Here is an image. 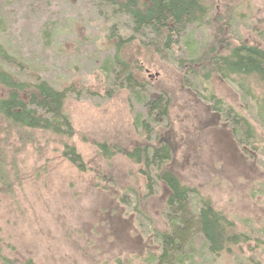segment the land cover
<instances>
[{
	"label": "rangeland",
	"instance_id": "374dc122",
	"mask_svg": "<svg viewBox=\"0 0 264 264\" xmlns=\"http://www.w3.org/2000/svg\"><path fill=\"white\" fill-rule=\"evenodd\" d=\"M226 1L205 0L212 7L214 25L209 21L210 26L188 29L169 61L165 55L154 60V68L145 72L153 87H174L178 77L192 81L178 63L209 51L214 33L223 26L225 37L234 33L246 41H252L248 35L252 26L264 32L262 0L253 1L250 7H235V12L229 7L236 2ZM107 25L89 0H0V45L8 55L33 59L40 75L53 87L73 88L65 109L75 129L71 139H41L39 133L35 144L31 139L24 146L12 140L7 145L0 141V154L6 151L9 158L6 176L21 178L12 187L11 202L0 203L1 255L10 259L13 253L29 255L35 264H142L138 258L156 253L159 237L169 233L168 191L153 169L148 173L149 182L141 174L144 166L119 152L106 161L96 145L106 143L121 151L141 144L154 146L164 140L171 125L173 143L177 137L185 143L167 167L193 191L190 212L196 215L204 200L249 238L240 252L233 248L214 258L193 230L182 246V264H264V131L256 124L251 102L240 98L230 82L215 77L194 80L190 85L193 93L178 91L180 105L158 123L127 91L108 87L101 69L113 55L108 48L112 42L107 40ZM108 92L110 98H106ZM210 93L256 124L253 149L238 148L240 138L229 132L230 127L225 129L229 133L222 128L223 120L210 108ZM197 99L201 102L195 106ZM61 144L74 147L86 173L62 158ZM14 145L21 152L13 158L8 150ZM13 159L15 165L10 164ZM109 166L115 168L106 169L110 172L103 174L104 181L97 186L95 170ZM14 168L20 177L11 171ZM111 177L118 186L110 183ZM111 221L115 226H127L126 235L119 227L121 238L115 239L116 228L109 230Z\"/></svg>",
	"mask_w": 264,
	"mask_h": 264
},
{
	"label": "trees",
	"instance_id": "16d2710c",
	"mask_svg": "<svg viewBox=\"0 0 264 264\" xmlns=\"http://www.w3.org/2000/svg\"><path fill=\"white\" fill-rule=\"evenodd\" d=\"M253 1L255 0H229L236 2L230 3L236 5L229 8L235 12V7H250ZM262 1L264 4V0ZM89 4L108 24L107 40L112 42L108 48L113 55L102 63L101 69L108 79L110 90L127 91L147 110V116L159 123L173 115L172 111L180 105L178 91L183 89L193 93L195 89L190 85L194 80L210 81L215 77L223 82H230L240 92V98L251 102L256 124L264 131V32L259 27L252 26L248 34L252 41H246L242 36L236 37L234 33L225 37V26L221 30L217 29L209 51L203 50L200 56L183 59L178 63V68L184 70L192 81L178 77L174 87L164 88L158 84L155 88V85L147 81L145 72L149 73V69L154 68L155 59L165 55L167 58L164 56V59L169 61L168 58L177 53V46L188 29L210 26L209 21L214 25L210 13L212 7L205 0H89ZM227 5L229 6L228 3ZM5 50L0 45V136L7 139L6 142L0 139L1 143L7 145V141L12 140L24 146L31 139L35 144L36 134L39 133L41 139L47 136L59 139L73 138L75 129L65 109L69 96L74 92L73 88L53 87L40 75V67L33 65V59L28 56L23 59L21 54L8 55ZM212 94L210 93L208 102L213 114L230 127L234 137L240 138V148L253 149V144L257 142L256 124L236 113ZM109 95L110 92L106 98H110ZM200 102L201 100L197 99L193 103L197 106ZM175 116L177 117L178 113H175ZM146 125L144 124L145 127ZM173 132V126L170 125L164 140H158L154 146L141 144L129 147L130 149L122 148L121 151L118 147H111L106 143L96 145L106 161L119 152L134 164L144 166L141 174L149 182L151 178L148 173L153 169L161 186L168 191L165 208L171 221L169 233L159 237L156 253H145L138 259L142 264H182V246L193 230L197 231L198 238L204 242L211 257L220 258L233 248L240 252L242 246L249 243V238L238 233L235 224L225 215L204 200L200 201L196 215L190 212L188 202L193 191L181 183L172 167H167L172 162L173 155L177 153ZM61 146L62 158L73 164L81 173H86V165L74 147L62 144ZM8 152L10 156L14 155V158L20 155L21 150L18 152L14 145ZM6 154V151L0 154V203L11 202L9 197L14 193L12 187L15 182H21V178H12L9 174L6 176L4 168L9 159ZM14 162L13 159L10 164L15 165ZM113 168L115 167L101 168L100 172L95 170L97 186L99 182L104 181L103 174ZM11 171L20 177L15 168ZM110 183L118 186L112 177ZM148 188L150 189V185ZM151 195L152 193L149 194ZM119 198L122 196L116 197ZM137 202V206H140L141 200L137 199ZM111 224L109 230L115 228V222L111 221ZM28 256L13 253L10 259L0 252V264H35Z\"/></svg>",
	"mask_w": 264,
	"mask_h": 264
},
{
	"label": "flooded vegetation",
	"instance_id": "af4514ba",
	"mask_svg": "<svg viewBox=\"0 0 264 264\" xmlns=\"http://www.w3.org/2000/svg\"><path fill=\"white\" fill-rule=\"evenodd\" d=\"M217 116V115H216ZM219 117V116H218ZM214 124V123H213ZM225 125V126H224ZM216 126V125H215ZM222 126V128L225 130L226 128H227V125L226 124H224L223 123V125H221ZM227 133H229L227 130H225ZM222 133V132H221ZM183 143H185V141L184 140H180L179 141V139H178V137H177V141H175V146H176V150H177V152H179L180 151V149L182 150V146H183ZM193 145V144H192ZM193 148H197V146L196 145H193ZM238 148H240V147H238ZM241 150H243L242 148H240ZM243 151H245V149L243 150ZM119 227L121 228L120 230H122L121 231V233H123L124 232V234L126 235V230H128L126 227L127 226H125V225H123V224H119V225H116L115 226V228H116V231L114 232V234H115V239H117V238H121L120 237V235H119V233H120V230H119ZM114 228V229H115ZM116 233H118V237L116 236ZM127 237V236H126ZM131 241V240H130ZM132 242V241H131ZM133 243V242H132Z\"/></svg>",
	"mask_w": 264,
	"mask_h": 264
}]
</instances>
